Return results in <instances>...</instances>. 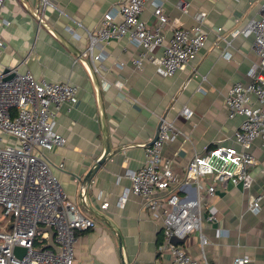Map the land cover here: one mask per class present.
I'll return each instance as SVG.
<instances>
[{
	"label": "crops",
	"instance_id": "0c3cea01",
	"mask_svg": "<svg viewBox=\"0 0 264 264\" xmlns=\"http://www.w3.org/2000/svg\"><path fill=\"white\" fill-rule=\"evenodd\" d=\"M48 1L42 7L41 0H5L0 9L4 43L0 69L17 67L35 78L78 86L71 110L62 106L55 116V129L66 137V144L44 151L67 197L96 224L76 233L73 264H163L156 252L160 222L151 217L140 196L131 194L122 208L117 207L122 187L130 181L121 178L116 184L115 177L126 168L143 165L144 147L155 135L160 116L173 120L177 128L163 156L178 176L195 152L231 144L241 119L228 118L226 95L236 81H249L247 72L256 56L252 39L242 37L231 41L229 55L223 53L225 42L218 41L215 29L222 27L225 32L258 17L259 1L148 0L141 17L149 27L156 24L153 10L159 4L169 21L177 19L187 28L206 13L205 46L184 70L170 77H163L149 59L143 61L142 69L135 68L131 60L140 48L127 37L106 45V58L97 63L92 76L74 60L88 45L87 32L94 31L103 14L115 10L121 0ZM35 12L44 20L41 26ZM165 32L168 39L171 31ZM161 55L160 47L151 49L152 57ZM120 62L124 65L119 66ZM183 106L193 111L191 119L180 114ZM104 131L110 152L87 185L83 177L105 152ZM251 153L256 160L250 168L252 186L244 190L231 182H216L209 199L207 211L216 220L204 222L201 231L210 264H229L241 254L249 255V264H264V199L258 214L247 209L251 196L264 187V142L255 140ZM210 180L203 177V185ZM81 186L86 188L85 203ZM200 192L204 194V188ZM103 202H108L106 209L100 208ZM199 238V231H193L181 243L197 259L201 258Z\"/></svg>",
	"mask_w": 264,
	"mask_h": 264
},
{
	"label": "built area",
	"instance_id": "2783aa9c",
	"mask_svg": "<svg viewBox=\"0 0 264 264\" xmlns=\"http://www.w3.org/2000/svg\"><path fill=\"white\" fill-rule=\"evenodd\" d=\"M258 1V17L225 32L222 27L215 29L218 41L225 42L223 53L229 55L231 41L242 37L252 39L251 48L256 56L247 72L249 81H236L226 95L228 118L241 119L231 144L195 152L178 176L172 162L163 156V148L175 138L177 128L173 120L160 116L156 138H151L144 147L143 165L137 169L126 168L115 177L116 184L121 178L130 181L129 186L122 187L115 205L122 208L129 195L140 196L151 217L160 222L161 236L156 252L163 264H210L201 226L216 220L207 211L215 183L231 182L244 190L252 186L250 168L256 160L251 147L257 139L264 142V0ZM4 2L0 0V9ZM147 2L121 0L115 10L103 14L94 31L87 32L88 45L80 57L89 61L92 72L106 58L103 50L106 45L123 37L140 48L139 55L131 60L135 68L142 69L143 61L149 59L163 77L184 70L200 53L207 39L205 12L200 14L195 26L187 28L180 26L177 19L169 21L159 4L153 10L156 24L149 27L141 17ZM41 3L45 7L49 1L41 0ZM34 16L41 26L44 22L41 15L35 12ZM167 29L171 31L168 39ZM3 46L0 38V49ZM153 47L162 49L159 58L151 56ZM80 57L74 61L89 72ZM77 96L76 84L35 78L29 71L19 72L17 67L0 69V205L3 216L10 217L6 232L0 229V264H73L76 233L96 225L67 197L44 156V151L66 144V137L55 129V116L62 106L70 111ZM180 114L191 119L193 111L183 106ZM205 176L211 180L203 185ZM85 189L80 188L83 203ZM263 199L264 187L259 194L251 196L248 211L258 214ZM107 206L108 202H103L100 208ZM49 230L56 249L36 247V240L48 238ZM193 231L200 234L199 259L192 257L181 243L171 241L172 237L185 240ZM16 246L26 249L21 258L13 253ZM249 263V255L241 254L232 257L229 264Z\"/></svg>",
	"mask_w": 264,
	"mask_h": 264
},
{
	"label": "water",
	"instance_id": "95a60500",
	"mask_svg": "<svg viewBox=\"0 0 264 264\" xmlns=\"http://www.w3.org/2000/svg\"><path fill=\"white\" fill-rule=\"evenodd\" d=\"M43 24V23H42ZM81 54H79L77 57H80ZM80 60L83 61L84 63H86L88 69H89V72L90 74L93 76V72L91 71L90 69V65L87 63V61L80 57ZM164 117V116H163ZM158 128H159V125H158ZM158 131V129H157ZM157 131L155 133V135L153 136L152 140H154L157 136ZM104 142H105V152H104V155L99 159L97 160L93 166L87 171V173L85 174V176L83 177L82 179V183H85V184H89L90 181L93 179V177L95 176L96 172L99 170V168L101 167V165L105 162L109 152H110V148H109V144H108V140H107V137H106V134H105V131H104ZM52 237H53V234H52ZM171 241L173 243H182L184 241V239H178L176 237H172L171 238ZM56 249V246L55 248ZM26 249L24 247H19V246H16L14 249H13V253L16 255V257L18 258H21L24 253H25Z\"/></svg>",
	"mask_w": 264,
	"mask_h": 264
},
{
	"label": "trees",
	"instance_id": "16d2710c",
	"mask_svg": "<svg viewBox=\"0 0 264 264\" xmlns=\"http://www.w3.org/2000/svg\"><path fill=\"white\" fill-rule=\"evenodd\" d=\"M80 232H83V231H80ZM80 232H78L77 235ZM35 245H36V247H40V248H50V249H54L55 248V244L53 242L52 231L49 230V236H48V238L41 240V242L37 239L36 242H35Z\"/></svg>",
	"mask_w": 264,
	"mask_h": 264
},
{
	"label": "rangeland",
	"instance_id": "374dc122",
	"mask_svg": "<svg viewBox=\"0 0 264 264\" xmlns=\"http://www.w3.org/2000/svg\"><path fill=\"white\" fill-rule=\"evenodd\" d=\"M9 219H10V217L5 218L3 216L2 208H1V205H0V229H1V232H3V233L6 232L5 226L10 222Z\"/></svg>",
	"mask_w": 264,
	"mask_h": 264
}]
</instances>
